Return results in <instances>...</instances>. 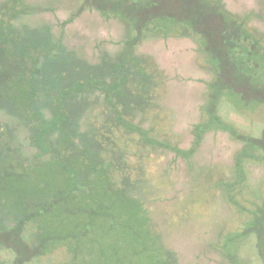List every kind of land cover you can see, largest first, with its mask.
<instances>
[{
    "label": "trees",
    "instance_id": "1",
    "mask_svg": "<svg viewBox=\"0 0 264 264\" xmlns=\"http://www.w3.org/2000/svg\"><path fill=\"white\" fill-rule=\"evenodd\" d=\"M76 1L64 23L83 10L94 8L102 16L115 18L124 30L118 47L112 53L102 51L96 62L85 57L77 59L75 50L64 51L59 39L47 33L48 27L44 25L24 28L27 24H22L12 31L13 21L31 15L28 10L32 8L23 0H10L0 10V114L3 112L9 119L10 113L20 118L23 115L25 125L31 124L29 137L36 149L23 164L19 156L14 158L11 140L4 131L0 135V178H15V171L21 169L26 174L25 166L54 164L68 181L49 199L38 198L39 190L30 187L23 188L24 199L13 206L7 195H0V218L11 211L15 220L8 229L0 225V248L10 250L12 255L7 264L34 263L36 255L50 248L52 239L73 238L72 230L66 236L55 227L48 231L42 215L55 202L65 204L72 200L74 213H85L84 221L76 217L73 229L94 227L100 233L115 229L145 237L141 235L143 230L146 232L147 223L142 200L129 197L122 187L114 188L113 172H120L121 184L130 179L137 181L144 159L164 160L170 152L171 161L181 158L191 169L193 154L208 129L221 128L242 142L233 153V178L222 181L219 176L215 182L227 192L243 183L245 163L264 161V125L257 136L240 133L222 122L216 112L220 100L238 106L239 110L252 102L264 105V96L259 97L264 93V32L253 30L255 25L251 21L258 19L254 13L230 12L219 0ZM52 6L49 3L43 9ZM260 20L264 21V12ZM247 26H252V30ZM171 31L197 37L202 64L210 73L203 108L205 119L191 127L187 147L179 144L180 133L172 131L171 113L164 106L158 107V100L166 95V74L153 56L137 52L144 41ZM17 46L20 51H16ZM48 63H52L51 70H47ZM33 105L36 111L31 108ZM44 108L47 117L42 114ZM30 116L34 118L33 124ZM132 148L136 150L132 152ZM136 161L138 167L134 166ZM201 172L203 175L197 179L203 182L214 177L213 172L208 174L209 170ZM43 192L42 195H49L48 189ZM249 212L254 219L257 213L264 214V196L262 203ZM28 218L46 226L35 235L37 245L30 246L20 236ZM246 230L252 231L247 227ZM77 232L74 239L79 242L78 236L83 233ZM1 235L6 236L4 240ZM242 237L243 234H237L225 241L235 243L236 238ZM161 255V264L171 263L162 250ZM231 255L228 252L229 264H238L235 255Z\"/></svg>",
    "mask_w": 264,
    "mask_h": 264
},
{
    "label": "rangeland",
    "instance_id": "2",
    "mask_svg": "<svg viewBox=\"0 0 264 264\" xmlns=\"http://www.w3.org/2000/svg\"><path fill=\"white\" fill-rule=\"evenodd\" d=\"M23 1L32 8L28 10L31 15L13 21L11 30L17 31L18 25L22 24H27L24 28L44 25L48 27L47 33L54 35L55 40L59 39L64 51L75 50L77 59L85 57L87 61L96 62L102 51L112 53L124 35L121 23L115 18L102 16L94 8L85 9L71 21L64 23L77 5L76 0ZM219 1L230 12L254 13V17L258 19L251 21V25H255L253 30L264 32V21L260 20L264 12V0ZM9 2L10 0H0V10ZM49 3L53 5L51 9H43L49 7ZM247 27L252 30V26ZM28 32L25 33L29 34ZM197 40L196 36H182L171 31L144 41L137 47L138 53L145 52L153 56L168 78L166 95L158 100V107L164 106L165 111L171 113L172 131L180 133L182 139L179 144L184 147L191 142V127L205 119L203 108L207 100L206 81L210 73L202 64V53L197 49ZM19 48L17 46L16 51H20ZM50 64L52 63H48L47 70L52 69ZM261 96L264 93L259 95ZM38 104L39 102L36 106ZM36 106L31 108L36 111L37 108H33ZM41 111L45 117L48 116L46 108ZM216 112L222 122L237 132L257 136L262 131V104L256 106L252 102L247 108L239 110L238 106L220 100ZM10 115L13 119H9L3 112L0 114V135H9L14 158L19 156L18 159H22L25 164V160L36 150L29 137L31 124L25 125L23 115L22 118ZM30 121L33 124L32 116ZM213 128L202 135L201 143L193 154L194 165L191 169L181 158L171 161L173 153L170 152L164 160L144 159L140 169L142 174L137 181L130 179L121 184L120 172H113L111 180L114 184L111 185L114 188L122 187L129 197L135 196L142 200L147 223L146 232L143 230L141 235L145 237L137 238L133 233L115 229L105 233H100L94 227L84 229L79 226L80 228L73 229L76 217L84 221L85 213L80 210L75 214L72 200H67L65 204L55 202L53 208L42 215V219L48 231L55 227L66 236L72 230L73 238L70 236L62 239L63 241L58 238L50 239L52 247L36 255L38 257H34L36 260L31 264H161V250L169 257L170 264H229L228 252L235 255L238 264H264V214L257 213L254 219L249 212L263 200L264 161L245 163L246 177L243 183L227 192L222 184L215 182L219 176H222V181L233 178L232 157L242 142L226 130ZM128 149L130 150L129 147ZM135 150L132 148V152ZM137 161L135 167H138ZM24 170L26 174H23V169L20 172L16 170L13 175L15 178H0V195H7L11 206L14 202L19 203V199H24V187L36 188L39 190L38 198L49 199L55 196L59 187L68 185L62 174L64 172L54 164L25 166ZM33 170L36 171L35 175L32 174ZM208 170V174L214 173L211 181L197 179V176L203 175L201 171ZM17 172H22L23 175ZM134 176L137 175H131L130 178ZM43 185L44 188L41 189ZM44 189H48V196L42 195ZM116 210L119 214L120 207ZM3 216L4 218H0V225L8 229L15 222L14 216H11V211ZM26 220L20 236L30 246L37 245L35 235L43 232L46 226L35 222L33 218ZM246 227L252 231L247 233ZM256 229L260 230V234H257ZM80 230L83 235L78 236V242L74 236ZM237 234H243V237L236 238L235 243L225 241ZM5 237L1 235L2 240ZM87 250L91 252L86 253ZM11 257L10 250L0 248V264H7Z\"/></svg>",
    "mask_w": 264,
    "mask_h": 264
}]
</instances>
